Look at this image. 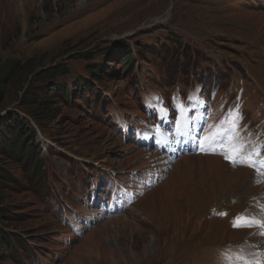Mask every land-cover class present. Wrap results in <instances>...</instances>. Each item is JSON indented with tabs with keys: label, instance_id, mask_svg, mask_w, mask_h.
<instances>
[{
	"label": "rangeland",
	"instance_id": "rangeland-1",
	"mask_svg": "<svg viewBox=\"0 0 264 264\" xmlns=\"http://www.w3.org/2000/svg\"><path fill=\"white\" fill-rule=\"evenodd\" d=\"M126 45L132 68L123 62ZM11 60L36 70L22 86L0 87V118L24 121L42 168L41 182H33L35 169L0 154L10 179L0 190V230L17 239L0 248V264H215L221 249L249 240L232 219L251 211L261 192L248 186L247 171L206 165L217 157H182L126 214L80 239L64 236L60 218L67 206L84 209L106 171L125 176L152 162L115 126L116 112L141 120L145 93L202 82L207 91L218 86L223 100L242 88L245 121L257 127L264 0H0V69ZM61 63L69 70L54 79L49 112L37 119L34 105H21L24 92L51 85L37 74ZM221 208L227 215L217 214Z\"/></svg>",
	"mask_w": 264,
	"mask_h": 264
},
{
	"label": "trees",
	"instance_id": "trees-1",
	"mask_svg": "<svg viewBox=\"0 0 264 264\" xmlns=\"http://www.w3.org/2000/svg\"><path fill=\"white\" fill-rule=\"evenodd\" d=\"M122 42V41H121ZM142 49V46H139V50ZM189 50V47H184L183 50ZM125 52L123 54V62L125 67H131L132 63V53L128 45L124 48ZM90 53V52H89ZM89 53H83L79 56L85 58L84 56ZM33 65L29 63L18 64V61L11 60L8 63L6 62L4 66L0 69V87H4L6 82L10 81L11 84H18L22 86L23 83L27 81L29 75L35 72ZM69 68L65 63L57 64L53 67L41 71L37 75L41 81L45 82L46 80H51L52 82L59 74H66ZM100 67H95L90 71L91 75L95 78L100 77L101 73ZM84 84L87 86V82L84 80ZM83 85V83H82ZM55 86L54 82L45 87L42 86L33 87L30 92L25 91L23 95V100L21 102L22 106L34 105V110L31 111L32 116L37 119L46 118L45 113L49 112V107L52 103L50 100L55 96L53 87ZM58 86V85H57ZM56 87V86H55ZM60 96L63 95L67 97L68 87L66 84L60 86ZM39 89V90H38ZM2 88H0V100L3 95ZM41 91V92H40ZM40 92V93H39ZM25 123L22 119L19 121V117H12L7 122L3 117L0 118V154H5L8 158L15 159L21 164H26L29 169H35L33 182H41V161L39 155H35L33 151V137L29 133V129L25 128ZM28 169V170H29ZM6 171L0 168V190L4 187V184L9 181ZM4 209L3 206H0V217L3 215ZM15 241H17L14 235H6L0 230V248L4 245L7 246V249L15 247ZM2 253V251H0Z\"/></svg>",
	"mask_w": 264,
	"mask_h": 264
},
{
	"label": "snow or ice",
	"instance_id": "snow-or-ice-1",
	"mask_svg": "<svg viewBox=\"0 0 264 264\" xmlns=\"http://www.w3.org/2000/svg\"><path fill=\"white\" fill-rule=\"evenodd\" d=\"M153 111L157 114L159 120H166L169 108L165 107V102L157 98L155 103L151 104ZM172 107L177 110H182L185 105L175 102ZM240 113H229L227 119L222 123L221 130L214 132L211 136L205 137L209 142V148L212 154L223 155L225 160L233 165L246 166L252 168L256 173L258 179L257 183H264V145L253 146L250 141L244 140L240 136ZM155 131L160 132L159 125L156 126ZM203 151L204 149L201 148ZM260 211L264 214V205H261ZM218 215H227V213H217ZM232 226L235 228H251L257 227L264 229V218L258 219L255 216L241 213L232 219ZM258 235H264V231H259ZM221 264H264V260H250L241 250L240 252H233L227 249L221 253Z\"/></svg>",
	"mask_w": 264,
	"mask_h": 264
},
{
	"label": "bare ground",
	"instance_id": "bare-ground-1",
	"mask_svg": "<svg viewBox=\"0 0 264 264\" xmlns=\"http://www.w3.org/2000/svg\"><path fill=\"white\" fill-rule=\"evenodd\" d=\"M207 160H210V161H206L205 163H206V165L207 166H209L213 171L214 170H216L217 168H218V166H216L217 164L216 163H218L219 165H223V163H221V162H217L216 160L217 159H207ZM225 165V164H224ZM226 166V165H225ZM227 168V167H226Z\"/></svg>",
	"mask_w": 264,
	"mask_h": 264
}]
</instances>
